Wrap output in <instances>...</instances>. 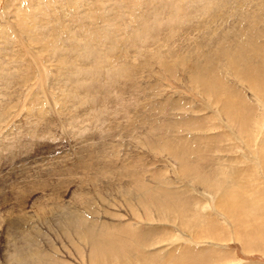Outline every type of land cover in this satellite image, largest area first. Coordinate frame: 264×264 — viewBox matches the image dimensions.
<instances>
[{
    "label": "rangeland",
    "instance_id": "rangeland-1",
    "mask_svg": "<svg viewBox=\"0 0 264 264\" xmlns=\"http://www.w3.org/2000/svg\"><path fill=\"white\" fill-rule=\"evenodd\" d=\"M139 1L0 0V264H264V86L257 89L261 100L247 83L264 75V47L238 51L240 61L230 50L208 53L211 78L205 66L196 71L199 90L169 53L181 55L202 36L235 32L244 8L258 19L249 28V17L245 29L258 47L264 0H214L212 9L202 0ZM196 1L206 8H195ZM83 42L94 46L97 60L111 62L98 77L111 84L108 102L92 90L100 93L99 120L84 97L91 78L68 74L86 53ZM202 59L199 68L208 61ZM234 67L249 78H236ZM63 76L67 83L80 78L81 86ZM149 103L168 112L150 122L142 114ZM177 149L198 178L185 181ZM88 226L104 231L112 252L96 246L95 255Z\"/></svg>",
    "mask_w": 264,
    "mask_h": 264
},
{
    "label": "bare ground",
    "instance_id": "bare-ground-1",
    "mask_svg": "<svg viewBox=\"0 0 264 264\" xmlns=\"http://www.w3.org/2000/svg\"><path fill=\"white\" fill-rule=\"evenodd\" d=\"M104 1V0H103ZM141 1V0H140ZM139 1V2H140ZM178 1V0H177ZM205 4L207 3V6H211V3H214V0H202ZM225 1V0H224ZM232 1V0H231ZM234 1V0H233ZM236 1V0H235ZM238 1V0H237ZM236 1V2H237ZM143 2V1H142ZM146 2V1H145ZM175 2H176V0H175ZM197 2V5H194V7L195 8H198V7H202L203 5L202 4H200V3H198L199 1H196ZM209 2V3H208ZM230 2V0H228L227 1V4ZM242 2H243V4H245V1H243L242 0ZM141 3V2H140ZM140 3H138V4H140ZM173 3H174V1H173ZM189 3H193V2H190L189 1ZM215 3L217 4V2L215 1ZM215 3L213 4V5H215ZM222 3V2H221ZM225 3V2H224ZM239 3V2H238ZM137 4V5H138ZM143 4V3H142ZM161 4V3H160ZM171 4V3H170ZM210 4V5H209ZM230 4V3H229ZM242 4V6H240V7H242L243 8V6H245V5H243ZM247 4H248V0H247ZM141 5V4H140ZM164 5V4H163ZM223 6H224V4H222ZM222 5H220V6H222ZM239 5H241V2L239 3ZM262 5V4H261ZM139 6V5H138ZM174 6V5H173ZM178 6V5H177ZM233 6H234V4H233ZM237 6H238V4H237ZM237 6H236V8H237ZM141 7H143V5L141 6ZM140 7V8H141ZM144 7H145V5H144ZM148 7V6H147ZM166 7V6H165ZM175 7H176V5H175ZM204 8H206V6H203ZM229 8H227V6H226V8L229 10L230 9V6H228ZM239 7V8H240ZM156 8H157V6H156ZM158 8H159V6H158ZM170 8V7H169ZM183 8V7H182ZM185 8V7H184ZM213 8V6H211V9ZM218 8V7H217ZM234 8V7H233ZM236 8H234L236 11H240L238 8L236 9ZM147 9V8H146ZM171 9V8H170ZM190 9V8H189ZM211 9H209V10H211ZM214 9H215V6H214ZM213 9V10H214ZM224 8H222L221 7V10H219V11H222ZM241 9V8H240ZM140 10H142V8L140 9ZM152 10V9H151ZM186 10V9H185ZM199 10V9H198ZM232 10V9H231ZM244 10V11H243ZM243 10H241V14H242V17H238L235 13H233V14H235V15H233V14H230L231 16L233 15V16H236V20L238 21V19L239 18H241V22H235V23H238L235 27H233L232 26V31L234 30L233 28H235V32H230V33H223L222 31L220 32V33H217V34H215L213 37H211L212 35L210 34L209 35V37H208V39H205V40H203V38L205 37H200L199 38V40H198V38L196 39L197 41H192V42H194V44H197L195 47H191L190 48V46H185V47H189V49L187 48V49H185L184 50V52L183 53H185L186 55H183V57H181V55L183 54H181L180 55V53H177V52H175L174 51V53L171 51V52H169L170 54H171V56H173L175 59H177V61L183 66V70H182V72L183 71H185V72H187L188 73V81L189 82H191L192 83V85H194L195 86V89L197 88L198 90L200 89V86L202 85V82L200 81V75L199 74H197V72L196 71H200V69H201V67H206L207 69L205 70V72L203 73V75H205L206 77H207V79L209 80L210 78H211V69L209 68V67H207V65L206 64H208L209 65V63L210 62H212L213 61V59H211V60H209L208 59V57L211 55H207L208 53H210V52H213L212 54H215V53H221L224 49H226L227 51L228 50H230V52L232 53V52H234V54H232V57L231 58H233V59H235V58H240L239 59V61L240 60H242L244 57H241V55H239V54H237V52L238 51H240V52H242V49H246L247 47H251V46H254V43H255V49L256 50H260L261 48H263L264 47V43H262L261 45H259L258 47H257V42H255V39L254 40H252L251 42L252 43H250L249 42V34H248V32L246 31L245 32V29L247 28V26H246V21L249 19V17H254L253 15H252V13H249V12H247L246 10H245V8L243 9ZM257 10V9H256ZM106 11V10H105ZM172 11V10H171ZM176 11V10H175ZM200 11V10H199ZM223 11H225V10H223ZM230 11V10H229ZM181 12V11H180ZM217 12V11H216ZM216 12H214V13H216ZM227 12V11H226ZM225 12V13H226ZM244 12V13H243ZM182 13V12H181ZM197 13H198V11H197ZM200 13V12H199ZM201 13H203V12H201ZM200 13V14H201ZM229 12H227L226 14H228ZM232 13V12H231ZM106 14V13H105ZM139 14V13H138ZM140 14H142V12H140ZM139 14V15H140ZM147 14V13H146ZM163 14V13H162ZM192 14V13H191ZM199 14V15H200ZM157 15H158V13H157ZM195 16L197 15L196 13L194 14ZM219 15V14H218ZM217 15V16H218ZM220 15H222V12H221V14ZM229 15V14H228ZM228 15H226V16H228ZM229 15V16H230ZM111 16V15H110ZM141 16V18L143 17V15H140ZM140 16H138V17H140ZM159 16H160V14H159ZM165 16V15H164ZM202 16V15H201ZM216 16V15H215ZM225 16V15H224ZM230 16V17H231ZM261 16H264V11L262 12V14H261ZM106 17V16H105ZM137 17V18H138ZM155 17V16H154ZM208 17H210V16H208ZM222 17H223V15H222ZM221 17V18H222ZM108 18V17H107ZM111 18H112V16H111ZM149 18V17H148ZM151 18V17H150ZM153 18V17H152ZM181 18H183V17H181ZM218 18V17H217ZM229 18V17H228ZM227 17L226 18H223V19H228ZM233 17H231V19H232ZM255 18V17H254ZM103 19H104V17H103ZM102 19V20H103ZM114 19V18H113ZM139 19V18H138ZM161 19V18H160ZM206 19V18H205ZM209 19V18H208ZM220 19V18H219ZM219 19H216V20H219ZM223 19H222V21H223ZM234 19V18H233ZM232 19V20H233ZM110 20V19H109ZM112 20V19H111ZM110 20V21H111ZM148 20V19H147ZM163 20V19H162ZM198 20V19H197ZM221 20V19H220ZM229 20V19H228ZM228 20H225V22L226 21H228ZM235 20V21H236ZM240 20V19H239ZM250 20V19H249ZM139 21V20H138ZM187 21V20H186ZM190 21V20H189ZM234 21V20H233ZM258 21V19H256L255 18V21H253V22H251L250 24L251 25H249L248 27L249 28H251V26L253 25V24H256V22ZM121 22V21H120ZM176 22V21H175ZM198 22H200V20L198 21ZM204 22H207V21H204ZM220 23H221V21H219ZM229 22H230V20H229ZM112 23H114V22H110L109 24H112ZM136 23V22H135ZM173 23V22H172ZM176 23H178V22H176ZM228 23V22H227ZM192 24H194V23H192ZM223 24H225V23H223ZM229 24H231V23H229ZM232 24H233V22H232ZM120 25V24H119ZM196 25V24H195ZM194 25V26H195ZM228 25V24H227ZM114 26V25H113ZM116 26V25H115ZM194 26H193V28H194ZM229 26V25H228ZM95 27V26H94ZM174 27V26H173ZM196 27V26H195ZM171 28H172V26H171ZM180 28H182V27H180ZM225 28V27H224ZM227 28H229V27H226V29ZM248 28V29H249ZM113 29V28H112ZM115 29H118V31H119V28H115ZM165 29H166V27H165ZM191 29V28H190ZM231 29V28H230ZM110 30V29H109ZM144 30H147L146 28L144 29ZM177 30V29H176ZM228 31H231V30H228ZM243 31V32H242ZM59 32V31H58ZM116 32V31H115ZM115 32H113L114 34H115ZM139 32V33H138ZM138 32H137V34H140L141 36H142V33H140V30H138ZM151 32V31H150ZM154 32V31H153ZM169 32V31H168ZM171 32V31H170ZM182 32H184V31H182ZM245 32V33H244ZM96 34V33H95ZM114 34H113V36H114ZM183 34V33H182ZM186 34V33H185ZM213 34V33H212ZM234 34V35H233ZM261 34V33H260ZM146 34H144L143 35V37L145 36ZM262 35V34H261ZM94 36V35H93ZM117 36H118V34H117ZM123 36V35H122ZM121 36V38L123 39V37ZM147 36H153V35H148L147 34ZM232 36H236V37H232ZM104 37H107L108 38V36H104ZM142 37V38H143ZM162 37V36H161ZM175 37V35L173 36L172 35V37L171 38H174ZM258 37V36H257ZM89 38V37H88ZM96 38H99V37H95V39ZM113 38H115V37H113ZM118 39H119V37H117ZM145 38H146V36H145ZM148 38V37H147ZM146 38V39H147ZM169 38V37H168ZM207 38V37H206ZM260 38V35H259V37H258V39ZM93 39V38H92ZM92 39H91V41H92ZM103 39V38H102ZM122 39L121 40H119V41H122ZM150 39V38H149ZM257 39V38H256ZM77 40V39H76ZM83 40H84V38H83ZM105 40V39H104ZM177 40V39H176ZM113 41H116V38H115V40H113ZM118 41V42H119ZM164 41H166V39L164 40ZM163 41V42H164ZM174 41V40H173ZM62 42V41H61ZM77 42V41H76ZM75 41H74V43H76ZM85 43L86 42H90V38H89V41H84ZM83 42V43H84ZM107 42H110L109 40L107 41L106 40V43ZM117 42V43H118ZM123 42V41H122ZM156 42H157V40H156ZM167 42V41H166ZM186 42V41H185ZM242 42V43H241ZM59 43V42H58ZM78 43V42H77ZM81 43V42H80ZM82 43V44H83ZM84 43V44H85ZM97 43H98V41H97ZM103 43H105V41L103 42ZM127 43V42H126ZM143 43V42H142ZM148 43V42H147ZM237 43V44H236ZM239 43V44H238ZM62 44V43H61ZM69 44H71V43H69ZM111 44V43H110ZM151 44H152V42H151ZM157 44V43H156ZM159 44V43H158ZM164 44V43H163ZM175 44H176V42H175ZM178 44V43H177ZM188 44V43H187ZM187 44H185V45H187ZM60 45V44H59ZM86 45V47H87V50H86V53H83V55L81 54V56H80V58H81V60H79L78 61V63H79V65H76V68H70L71 70L69 71V73L68 74H70V77H71V74H74V75H78L79 77H82V79H80V81L81 80H83V79H88V78H91L90 79V83H88L89 84V86H88V84H87V87H85V94H84V97L86 98L87 97V99H88V101H92V106H91V108L94 110V114H93V116H95V117H93L92 116V120H99V119H103L104 118V116H103V118H102V114H101V111H102V109H98V105H100L101 103H99V100L97 99V97L99 96V94L101 93L102 95H100L98 98H100L101 96H102V98H101V102H108V100L109 99H107V100H105L104 99V96H105V94H106V92H107V90H109L108 88H109V85H111L110 83H109V81L107 82V84L105 85H103V84H101L100 82H98L99 81V76L100 75H102L101 77H100V80H101V78L103 79L104 77H103V74H102V72H103V70L101 71V69H103L102 67L103 66H106L107 64H109V62L107 63V62H103V58H101V59H98L97 60V58L93 55V53H94V51H95V49H94V46L92 47V46H90L89 44V46L90 47H88L87 46V44H85ZM107 45H109V44H107ZM112 45H114V44H112ZM166 45V44H165ZM80 46V45H79ZM98 46V45H97ZM96 46V47H97ZM109 46H111V45H109ZM125 46L126 47H129V46H127L126 44H125ZM150 46V45H149ZM167 46H168V44H167ZM177 46V45H176ZM82 47V46H81ZM100 46H98V48H99ZM125 47V48H126ZM159 47H161V46H159ZM175 47V46H174ZM178 47V46H177ZM58 48V47H57ZM166 48V47H165ZM169 48V47H168ZM172 48V47H171ZM56 49V48H55ZM81 49V48H80ZM84 49V48H83ZM100 49V48H99ZM102 49H104V48H102ZM118 49H119V47H118ZM121 49V48H120ZM129 49H130V47H129ZM156 49H158V48H156ZM167 49V48H166ZM191 49V50H190ZM66 50V49H65ZM68 50V49H67ZM74 50H76V49H73V50H70L71 52L73 51L74 52ZM82 50V49H81ZM80 50V51H81ZM128 50V49H127ZM246 50H248V49H246ZM77 51V50H76ZM83 51V50H82ZM82 51H81V53H82ZM85 51V50H84ZM100 51V50H99ZM99 51H97V52H99ZM119 51V50H118ZM186 51V52H185ZM67 52H69V51H67ZM104 52V51H103ZM75 53V52H74ZM77 53H80V52H77ZM101 53V52H100ZM111 53H112V51H111ZM110 52H109V54H111ZM121 53H122V51H121ZM127 53V52H126ZM164 53V52H163ZM167 53V52H166ZM62 54V53H61ZM64 54H66V52H64ZM68 54V53H67ZM108 54V53H107ZM151 54V53H150ZM58 55V54H57ZM57 55H56V57H57ZM80 55V54H79ZM79 55L77 54L76 56H78L79 57ZM102 55V54H101ZM118 55V54H117ZM116 55V56H117ZM127 55V54H126ZM143 55V54H142ZM163 55V54H162ZM169 55V54H168ZM243 55V54H242ZM52 56H54V55H52ZM51 56V57H52ZM60 56V55H59ZM65 56V55H64ZM105 56H106V53H105ZM110 56H112V54L110 55ZM110 56H108V57H110ZM114 56V55H113ZM115 56V57H116ZM152 56V54L149 56V57H151ZM203 56L205 57V59H207L208 61H204V64H202L201 66H200V68H199V63H197V62H199V60L201 61V60H203L202 58H203ZM61 57V56H60ZM107 57V56H106ZM129 57V56H128ZM58 58V57H57ZM79 58V59H80ZM117 59H119V57L117 56L116 57ZM147 58V57H146ZM159 58V57H158ZM251 58H253V57H251ZM115 59V58H114ZM121 59V58H120ZM126 59V58H125ZM169 59V58H168ZM248 58L246 57V59L245 60H247ZM254 59V58H253ZM71 60H73L72 61V63L74 62L75 63V61H74V59H71ZM76 60V59H75ZM97 60V61H96ZM99 60H102V62H101V65H99ZM109 60V59H108ZM116 60V59H115ZM114 60V61H115ZM124 60V59H123ZM147 60V59H146ZM259 60L261 61V64L260 65H262L263 64V58L262 57H259ZM60 61H61V59H60ZM63 61V60H62ZM85 61H87V62H85ZM107 61V60H106ZM121 61V60H120ZM125 61V60H124ZM129 61V60H128ZM176 61V62H177ZM251 61H252V59H251ZM69 62V61H68ZM131 62V61H130ZM177 62V63H178ZM71 63V62H70ZM93 63V64H92ZM114 63V62H113ZM118 63H119V60H118ZM117 62L116 63H114V64H118ZM121 63V62H120ZM119 63V64H120ZM162 63H164V62H162ZM105 64V65H104ZM110 64H111V62H110ZM109 64V65H110ZM125 64V63H124ZM127 64V63H126ZM257 64V63H256ZM1 65V64H0ZM4 65V64H3ZM91 65V67H89ZM94 65V66H93ZM7 66V65H6ZM69 66V65H68ZM78 66V67H77ZM113 66V65H112ZM111 66V67H112ZM117 65H115V67H116ZM124 66V65H123ZM144 66V65H143ZM168 66V65H167ZM177 66V65H176ZM122 67V66H121ZM237 67V66H236ZM236 67H234V69H235V74H237V75H235V76H237L236 78H238L239 80H245V79H247V78H249V75H245V74H240V73H238L237 72V70H236ZM260 67V66H259ZM94 68H95V70H94ZM114 68V67H113ZM113 68L112 69H110V71L111 70H113ZM88 69H90V70H88ZM123 69V68H122ZM128 69V68H127ZM127 69H124V71L125 72H122L124 75H127L129 72H128V70ZM164 69V68H163ZM256 69H258L257 67H256ZM86 70H88V71H86ZM126 70H127V72H126ZM245 70V68L242 70V71H244ZM106 71V70H105ZM252 71H253V68H252ZM261 71V70H260ZM13 72V71H12ZM99 72L101 73L100 75H99ZM108 72V74H110V72L109 71H107ZM106 72V73H107ZM113 72V71H112ZM134 72V71H133ZM253 72H255V71H253ZM257 72V71H256ZM7 73V72H6ZM106 73H105V75H106ZM186 73V74H187ZM261 73H262V71H261ZM5 74V73H4ZM111 75V74H110ZM109 75V76H110ZM130 75H132V74H130ZM214 75H215V77L216 78H219L220 77V75L219 74H217V73H214ZM243 76L245 79H242L240 76ZM255 75V78L253 79V80H249V79H247L248 81H247V83L249 82L250 83V86H251V88L253 89L252 91H254V95L256 96V98H259V99H261L262 97L260 96V95H258L257 94V92H260V91H258V90H262L263 88V86H264V75L262 76V77H260V76H258V75H256V74H254ZM5 76V75H4ZM4 76H3V78H4ZM66 76V75H65ZM108 75L107 76H105V77H109ZM113 76V75H112ZM240 78H239V77ZM64 77V76H63ZM68 77V76H67ZM67 77H64V79L65 78H67ZM70 77H68V78H70ZM85 77H87V78H85ZM118 77V76H117ZM67 78V79H68ZM136 78V77H135ZM15 79V78H14ZM13 79V80H14ZM71 79V78H70ZM68 80L69 82L67 83V80H66V83L67 84H69L70 86H72L73 84H77V85H80L81 86V83H79L80 81H79V79H73L72 78V81L71 80ZM106 79V78H105ZM1 80V79H0ZM10 80V79H9ZM84 80V82L83 83H87L86 81ZM123 80V79H122ZM2 81V80H1ZM106 81V80H105ZM111 81L113 82V79H111ZM200 81V82H199ZM3 82V81H2ZM11 82V81H10ZM88 82H89V80H88ZM111 82V83H112ZM117 83L118 81H115L114 80V83ZM16 83V82H15ZM64 83H65V81H64ZM103 83H105V82H103ZM113 83V84H114ZM248 83V84H249ZM3 84H6V83H3ZM127 84L129 85V83L127 82ZM6 85H8V83L6 84ZM11 85V84H10ZM12 85H13V83H12ZM100 85H102L101 87H103V90L101 91V89H100ZM115 85V84H114ZM0 86H2V85H0ZM193 86V87H194ZM253 86V87H252ZM254 86H257V87H254ZM10 87V86H9ZM68 87L69 86H67V89H68ZM133 87V86H132ZM136 87V86H135ZM5 88V87H4ZM6 88H8V87H6ZM82 88H84V87H82ZM3 89V88H2ZM71 88H69V90H70ZM75 89V88H74ZM77 89H78V86H77ZM80 89H81V87H80ZM80 89H78V91L80 90ZM97 91H96V90ZM133 89V88H132ZM139 89V88H138ZM256 91H255V90ZM258 89V90H257ZM1 90V89H0ZM82 90L83 89H81V92H82ZM92 90H95L96 92H100L99 94H97L98 96L96 97V95L94 96L93 94H92ZM111 90V89H110ZM134 90V89H133ZM74 90H71V91H68L69 93V96H70V92H73ZM84 91V90H83ZM114 91V90H113ZM123 91V90H122ZM135 91V90H134ZM231 91H233V92H235L236 93V96H237V92L234 90V89H232ZM13 92V91H12ZM75 93H77V91H74ZM116 92V91H115ZM120 92V91H119ZM3 93V92H2ZM5 93V92H4ZM48 93V92H47ZM67 93V92H66ZM113 93V92H112ZM117 93V92H116ZM127 93V92H126ZM11 94V93H10ZM52 94V93H51ZM67 94V95H68ZM76 95V94H75ZM78 95H79V93H78ZM229 95L231 96V92L229 93ZM80 96H83L82 95V93L80 94ZM106 96H109V93H107L106 94ZM71 97V96H70ZM127 97H129V96H127ZM133 97V96H132ZM2 98V97H1ZM71 98H74V96L73 97H71ZM121 98V95H119V94H117V97H116V103H118L119 102V99ZM130 98V97H129ZM128 98V99H129ZM141 98V97H140ZM66 99V98H65ZM68 99V98H67ZM78 99H80V98H78ZM86 99V100H87ZM122 99V98H121ZM152 99H154V98H152ZM4 100V99H3ZM81 100V99H80ZM83 100H85V99H83ZM126 100V99H125ZM262 100V99H261ZM112 101V100H111ZM127 101V100H126ZM68 102V101H67ZM72 103H75L74 105H77L78 103V105H80L81 103V101H76V102H78L77 104H76V102H74V100L73 101H71ZM106 102V103H107ZM65 103V102H64ZM63 103V104H64ZM83 103V102H82ZM85 103V102H84ZM83 103V104H84ZM86 103H88L87 101H86ZM111 103V102H110ZM112 103H113V101H112ZM120 103V102H119ZM118 103V104H119ZM128 103H129V101H128ZM66 104H68V103H66ZM114 104V103H113ZM117 104V105H118ZM150 104V106L152 105V107H150L149 109H147V111L145 110V111H143V113L142 114H146V113H148L147 114V116L146 117H148V118H152V120L150 121V122H153V120L155 119L154 118V114H158V113H167L168 111H166L165 109H164V107L162 106V105H160L159 106V103H149ZM2 105V104H1ZM73 104L72 105H70V106H74ZM114 105H116V104H114ZM116 105V106H117ZM125 105V104H124ZM128 105V104H127ZM102 106V105H101ZM111 106V105H110ZM119 106H121V103H120V105ZM126 106V105H125ZM149 106V105H148ZM159 106V107H158ZM162 106V107H161ZM109 107V106H108ZM115 107V106H114ZM124 107V106H123ZM127 107H129V106H127ZM72 108V107H71ZM112 108V107H111ZM126 108V107H125ZM158 109V111H155V113H154V110L155 109ZM77 109H79V108H77L76 107V110ZM119 109V108H118ZM128 109V108H127ZM130 109V108H129ZM41 110V109H40ZM73 111H74V108L72 109ZM112 110V109H111ZM110 110V111H111ZM234 110H240V108L239 107H237V106H235L234 107ZM113 111H115V110H113ZM222 110H220V112H221ZM128 114V113H127ZM126 114V115H127ZM111 115H112V113H111ZM115 116V115H114ZM231 116L232 117H234V115L233 114H231ZM154 118V119H153ZM35 119V118H34ZM42 119V118H41ZM69 119H71V118H69ZM244 119V118H243ZM72 120V119H71ZM76 120V119H75ZM150 120V119H149ZM147 121V120H146ZM238 121H240L239 119H238ZM242 121V120H241ZM74 122H76V121H74ZM242 122H244V121H242ZM70 123V122H69ZM77 123V122H76ZM150 124V123H149ZM240 124H242V123H240ZM230 126V125H229ZM33 127V126H32ZM35 129V128H34ZM113 129V127L111 128V130ZM36 131V130H35ZM103 131V130H102ZM112 134H113V132H112ZM16 140V139H15ZM14 146V145H13ZM8 147V146H7ZM4 148V147H3ZM167 148H168V146H167ZM2 150V149H1ZM0 150V151H1ZM2 152V151H1ZM5 152V151H4ZM173 153V152H172ZM177 155H178V157H177ZM174 156H176L177 157V159H179V169L181 170V174L185 177V181L186 180H188V179H192L194 176H197L196 178H198V175L197 174H195V173H191L190 172V170L189 171H187L188 170V168H187V165L189 164V162H187V165L184 163L185 161H187L185 158H184V155L181 153V149H177L176 150V154H174ZM184 170L186 171V172H184ZM195 171L196 172H198L199 171V169L198 168H196L195 169ZM193 182V181H192ZM139 186H141V185H139ZM179 192V191H178ZM168 194V193H167ZM243 210H245V208H243ZM242 213H243V211H242ZM242 213H240L238 216L239 217H241L242 216ZM244 215L246 214V213H243ZM150 218V217H149ZM240 220H241V218H240ZM80 221V220H79ZM78 222V221H77ZM76 225V224H75ZM80 226V225H79ZM71 228V227H70ZM138 232V231H137ZM145 231H143L142 230V234H140V231L136 234V241L137 242H141L142 241V239H143V236L146 234V233H144ZM84 233H85V236L87 237V238H89L88 239V242H89V244H90V247L94 250V253H95V255L98 253V250L97 249H95V247L96 246H99V248H102L103 250H105V249H107V250H110L111 252L113 251V249H112V241L111 240H106L105 239V233H104V231H94L93 230V228L92 227H90V226H88V227H86L85 228V230H84ZM97 239H99V241H96ZM91 257H92V255H91ZM156 261H157V259H156ZM19 264H21V263H19Z\"/></svg>",
    "mask_w": 264,
    "mask_h": 264
}]
</instances>
